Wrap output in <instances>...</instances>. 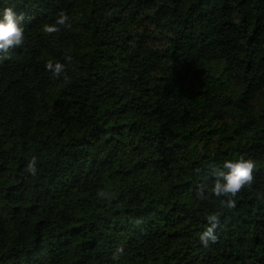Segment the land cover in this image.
Returning a JSON list of instances; mask_svg holds the SVG:
<instances>
[{
  "label": "trees",
  "instance_id": "1",
  "mask_svg": "<svg viewBox=\"0 0 264 264\" xmlns=\"http://www.w3.org/2000/svg\"><path fill=\"white\" fill-rule=\"evenodd\" d=\"M4 7L25 41L0 60V264H264V0ZM240 156L222 208L211 170Z\"/></svg>",
  "mask_w": 264,
  "mask_h": 264
},
{
  "label": "clouds",
  "instance_id": "2",
  "mask_svg": "<svg viewBox=\"0 0 264 264\" xmlns=\"http://www.w3.org/2000/svg\"><path fill=\"white\" fill-rule=\"evenodd\" d=\"M7 3V0H4ZM25 17L22 13L15 11L14 7L0 8V60L7 58L10 54V46L20 47L25 41ZM60 26L70 27L69 17L66 13L61 11L54 23L45 24L44 31L48 33L59 31ZM70 59V57H66ZM46 68L50 70L55 77H60L65 73V64L57 60L55 63L48 61ZM254 161L252 159H245L240 156L236 159H226L220 168L211 170V175L215 178L211 188L212 193L216 197H224L220 199L222 208L231 209L235 207L234 197L242 188L251 185L254 180ZM24 171L32 176L38 173L37 157H31L24 166ZM98 195L105 196L103 190ZM207 225L205 229L199 234L200 242L207 246L209 241H215L217 236L215 229L220 223L219 213L213 212L207 216ZM121 251V250H118ZM115 258V256H114Z\"/></svg>",
  "mask_w": 264,
  "mask_h": 264
}]
</instances>
